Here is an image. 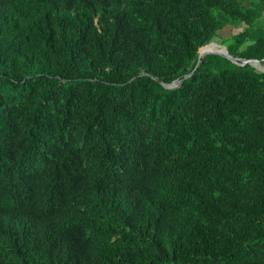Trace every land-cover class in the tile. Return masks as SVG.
Returning a JSON list of instances; mask_svg holds the SVG:
<instances>
[{"label":"trees","instance_id":"obj_1","mask_svg":"<svg viewBox=\"0 0 264 264\" xmlns=\"http://www.w3.org/2000/svg\"><path fill=\"white\" fill-rule=\"evenodd\" d=\"M263 9L0 0V264H264Z\"/></svg>","mask_w":264,"mask_h":264},{"label":"water","instance_id":"obj_2","mask_svg":"<svg viewBox=\"0 0 264 264\" xmlns=\"http://www.w3.org/2000/svg\"><path fill=\"white\" fill-rule=\"evenodd\" d=\"M210 42H211V41H209V42H207V43H205V44H203V45H201V46L198 47V54H197L196 61H195L194 65H193L192 69H191L189 72L184 73L180 79H174L175 82H174V80H171L169 83H162V84H163L165 87H175V86H177V85L180 83V81H181L184 77H186L190 72H192V71L196 68V66H197V64L199 63L200 59H201L202 56H203L204 54H206V53H215V54L221 55V56H223V57L228 58L229 60H231L232 62H234V63H236V64H243V63H246V62H247V63L253 65L252 62H253L254 60H255V61H259V59H257V58H244V57H239V56H233V55L229 54V53L227 52V50H226V52L218 51V50H205V51H199V48H200V47H202V46H204V45H206V44H208V43H210ZM214 43L217 44L215 41H214ZM217 45H221V46L225 47V46L222 45V44H217ZM225 49H226V48H225ZM261 59L263 60L264 57H262ZM262 71H264V70H262Z\"/></svg>","mask_w":264,"mask_h":264},{"label":"rangeland","instance_id":"obj_3","mask_svg":"<svg viewBox=\"0 0 264 264\" xmlns=\"http://www.w3.org/2000/svg\"><path fill=\"white\" fill-rule=\"evenodd\" d=\"M229 29H230L229 26H224L222 29L218 30L217 31L218 35L215 33L212 36V39H211L212 42H211L210 46L208 47V49L209 48H215V47L219 48V46H217V44H220V42H222V45H224L226 43L227 38L224 39L225 37H223V36L230 34V30ZM214 41L217 44H215ZM252 64H253V66L255 65L258 69L264 70V60L260 59V63L252 62ZM255 66H254V68H255Z\"/></svg>","mask_w":264,"mask_h":264},{"label":"bare ground","instance_id":"obj_4","mask_svg":"<svg viewBox=\"0 0 264 264\" xmlns=\"http://www.w3.org/2000/svg\"><path fill=\"white\" fill-rule=\"evenodd\" d=\"M211 43V42H210ZM210 43H208V44H210ZM208 44H206V45H204V46H206L203 50H201V51H205V50H218V51H222L221 49H219L218 47H215V48H209L208 49V47L210 46V45H208ZM208 45V46H207ZM204 46H202V47H200L199 48V50L201 49V48H203ZM254 62H255V60H254ZM174 82H175V80H174Z\"/></svg>","mask_w":264,"mask_h":264},{"label":"crops","instance_id":"obj_5","mask_svg":"<svg viewBox=\"0 0 264 264\" xmlns=\"http://www.w3.org/2000/svg\"><path fill=\"white\" fill-rule=\"evenodd\" d=\"M261 16H260V20L264 21V9L261 11Z\"/></svg>","mask_w":264,"mask_h":264},{"label":"built area","instance_id":"obj_6","mask_svg":"<svg viewBox=\"0 0 264 264\" xmlns=\"http://www.w3.org/2000/svg\"><path fill=\"white\" fill-rule=\"evenodd\" d=\"M254 62V61H253ZM255 62H258V63H260L259 61H255ZM255 66V65H254ZM256 67V66H255ZM257 68V67H256Z\"/></svg>","mask_w":264,"mask_h":264}]
</instances>
